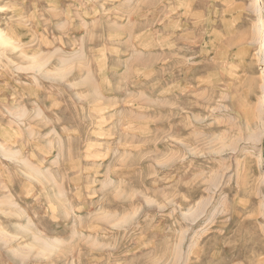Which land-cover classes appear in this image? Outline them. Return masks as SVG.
I'll return each mask as SVG.
<instances>
[{"label":"rangeland","instance_id":"rangeland-1","mask_svg":"<svg viewBox=\"0 0 264 264\" xmlns=\"http://www.w3.org/2000/svg\"><path fill=\"white\" fill-rule=\"evenodd\" d=\"M0 264H264V0H0Z\"/></svg>","mask_w":264,"mask_h":264}]
</instances>
